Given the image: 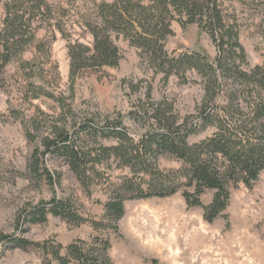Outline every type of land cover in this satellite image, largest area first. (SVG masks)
<instances>
[{"label":"rangeland","instance_id":"374dc122","mask_svg":"<svg viewBox=\"0 0 264 264\" xmlns=\"http://www.w3.org/2000/svg\"><path fill=\"white\" fill-rule=\"evenodd\" d=\"M103 1L112 2L48 0L53 19L38 31L37 44L0 75V236L61 245L65 253L74 241H87L96 235L90 222L104 221L105 204L114 187L132 177L129 169L111 160L97 167L99 176L90 175L86 190L63 158L43 155L44 139L52 137L54 128L79 133L89 120L102 127L106 121L121 117L128 134L137 141L151 131L149 111L153 103L172 109L167 115L175 116L180 125L188 118L196 119L202 106V78L190 74L187 83L174 76L166 80L123 38L117 41L123 55L118 69L102 74L86 72L71 79L68 41L57 28L64 27L72 41L91 45L93 39L84 26L95 13V5ZM221 5L225 17L237 27L248 60L245 69L262 65L264 1L222 0ZM172 29L175 34L167 44L170 53H201L214 62L217 48L197 25L184 30L174 22ZM39 43L45 48L38 54ZM24 62L31 65L22 68ZM213 133V129L202 131L190 143ZM79 141L89 149L98 148L99 143L116 144L82 134ZM36 150L43 169L59 177L54 189L43 172L44 176L36 177L28 170ZM152 162L164 174L177 172L182 166L170 155ZM184 191L165 199L125 202L118 232L106 233L111 239L113 264H264V171L252 189L242 184L231 188L228 209L212 224L205 221L203 208L187 205ZM214 194L208 191L202 197L204 206L212 202ZM55 197L70 203L88 223L75 227L51 215L45 223H24L29 213L46 207L44 203ZM0 264H44V254L36 248L22 251L0 242Z\"/></svg>","mask_w":264,"mask_h":264},{"label":"trees","instance_id":"16d2710c","mask_svg":"<svg viewBox=\"0 0 264 264\" xmlns=\"http://www.w3.org/2000/svg\"><path fill=\"white\" fill-rule=\"evenodd\" d=\"M221 1H103L95 5V13L84 26L93 39L91 45L72 41L64 27L58 26L62 38L68 41L73 81L86 72L102 74L107 69H118L123 55L117 41L123 38L166 80L174 76L187 83L190 74L202 78L204 100L196 119L188 118L181 125L175 116L167 115L172 109L153 103L149 111L151 131L137 141L130 137L121 117L106 121L102 127L89 120L79 133L66 127L54 128L52 137L44 139L43 155L63 158L86 190L90 188V175L99 176L97 167L111 160L129 169L132 177L114 187L105 204L104 221L90 222L96 235L87 241H74L65 253L61 245L34 243L15 236L1 235V243L22 251L39 249L44 254V264H113L111 239L106 233L118 232L126 201L165 199L185 189L187 205L203 208L205 221L212 224L228 209L232 187H254L264 171V63L245 69V49L236 25L224 15ZM52 19L48 0H0V75L37 44L38 31ZM174 22L184 30L197 25L208 34L218 52L214 62L201 53H170L167 44L175 34ZM44 48V43H39L37 53ZM30 65L24 62L22 68ZM208 129L214 130L212 136L190 143L192 137ZM80 134L92 140H114L116 144L99 143L98 148L89 149L79 143ZM162 155L175 157L181 168L169 174L159 171L152 161ZM41 165L36 150L28 170L36 177L43 172L54 189L59 177L50 175ZM208 191L215 194L212 202L204 206L202 197ZM44 204L46 207L29 213L24 223H45L50 215L75 227L88 223L63 199L55 197Z\"/></svg>","mask_w":264,"mask_h":264}]
</instances>
